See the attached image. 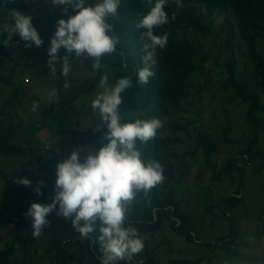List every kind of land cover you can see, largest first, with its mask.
Listing matches in <instances>:
<instances>
[{"label":"rangeland","instance_id":"374dc122","mask_svg":"<svg viewBox=\"0 0 264 264\" xmlns=\"http://www.w3.org/2000/svg\"><path fill=\"white\" fill-rule=\"evenodd\" d=\"M34 1L38 3L28 14L32 15L34 26L45 43L40 48L35 45L25 48L19 35L14 36L12 43L4 47L9 58L3 57L2 67L6 69L0 74V107L16 89H19L16 115L14 118H0V140L9 134L12 128L15 143L23 145L25 149L23 154L14 157L0 153V206L4 204L6 210L29 205L39 180L44 182L43 187L51 200L40 204L52 202L57 178L56 165L67 159L73 150L81 151L82 160L89 154V150H93L89 132L94 120L100 121V117L98 113L93 112L91 104L102 91L98 86L101 78L107 75L109 85H114L115 76L119 71L113 65L117 60V53L105 55L102 59L103 68L98 72L93 71L92 60L76 58L73 55L70 57L69 76L65 78L61 75L60 64L56 65L57 71L53 75L48 67L51 37L56 31L57 21L68 19V16L75 13L69 10L66 15L63 8L57 9L51 0ZM90 2L95 3L96 0ZM200 9L202 23L209 31H194L184 37L200 49L203 57H198L196 63L199 69L189 79V97L183 103L185 111L163 121L161 136L176 138L178 143L172 146L171 152L182 156L194 149L196 138L203 129L208 131L217 144V152L212 156L217 172L214 175L202 152L195 157L186 156L175 162V198L180 202V210L189 218L193 241H187L184 236L174 231V220L166 221L160 231L149 235L147 244L144 243L148 255L140 258L139 263L199 261V264H264V168L261 169L264 166L263 156L260 155L250 164L244 165L245 186L239 194V206L230 207L227 213L216 209L215 219L207 211L209 207L239 192L238 174L233 178H214L225 168L230 157L242 154L252 146L254 128L247 121L248 106L240 99H234V89H224V83L227 81L224 64L232 53L221 48V22L212 21L206 10L203 7ZM11 22V13L0 10V43L6 36V33H3L4 27ZM42 29H47L49 33L42 32ZM258 51L264 59V32L258 41ZM233 54L237 61V80L248 82L250 92L257 93L259 77L256 76L253 62L248 58L247 44L239 33ZM64 55L66 54L60 51L61 59ZM0 57L2 58L1 55ZM40 69L47 71L41 73ZM66 82L67 88L64 87ZM54 88L57 95L50 97L49 93ZM33 102H39L36 111H32ZM120 114L122 123L134 122L140 117L139 112L120 111ZM257 115L263 121V126L259 141L253 148L264 151V112ZM173 122L186 126L187 130L181 133L173 132L169 127ZM102 137L99 139L101 146L107 143ZM33 147L40 149L46 156L45 165L41 170L35 156L31 154ZM20 178L31 180L32 186L25 187L16 183ZM162 185L154 188L149 197L161 193L163 195L160 197H167L168 190L163 192ZM133 208L134 205L128 209L129 216ZM168 216L170 218L169 214ZM227 216L236 220L239 230L233 245L222 248L215 246V243L232 232ZM12 217L16 220L17 214H12ZM29 219L31 221V218ZM47 219L50 223L41 237L35 239L32 236V221L24 233L30 245L28 264H77L80 256L75 262L66 256L77 253L76 242L79 238L67 231L71 221L57 216L56 212L50 214ZM10 229L12 227L7 226L2 230L5 239L11 240L8 236ZM68 238L71 240H66ZM64 240L69 245L63 247L66 253L56 254L55 248Z\"/></svg>","mask_w":264,"mask_h":264},{"label":"trees","instance_id":"16d2710c","mask_svg":"<svg viewBox=\"0 0 264 264\" xmlns=\"http://www.w3.org/2000/svg\"><path fill=\"white\" fill-rule=\"evenodd\" d=\"M37 3L34 0H16V3H12L10 0L9 2L0 0V10L10 13L11 10H15L28 14ZM155 3L156 0H121L117 16L108 19L120 40V44L116 48L117 60L113 64L119 69L114 79V85L122 77H130L133 82V86L121 94L123 103L120 106V111L139 112L140 117L138 119L158 118L162 122L183 113L185 111L183 103L189 97V79L199 69L196 63L198 57H203L200 49L196 48L184 35L194 31H209L200 18V7L206 10L212 21L221 22V48L228 53H232V56L224 64L227 75L224 89H234L236 92L234 99H240L248 106L246 117L248 123L254 128V139L252 146L247 151L230 157L225 168L216 177L214 176L215 180H221L224 176L233 178L235 174H238L240 178V189L236 195L225 198L217 205L208 208V213L215 219L216 209L227 213L226 211L230 207L239 206L241 200L239 194L245 186L244 165L250 164L260 155L264 157V151L253 148L259 141L263 126V121L258 118L257 114L264 112V59L258 51V41L262 32H264V0H182L183 7L179 8L174 0H168L165 11L168 14L170 23L155 29L156 35H163L165 32L168 34V44L165 49L157 50L156 63L152 68L155 75L145 86L137 83V72L139 68L143 67L142 56L144 53L140 41V33L143 30H137L135 25L143 15L150 11ZM173 14L176 17L174 21L171 20ZM42 32L49 33L47 29H42ZM237 33L247 44L248 58L256 68V76L259 77L257 93L250 92L248 82L237 80V61L233 54L236 47ZM61 51L67 54L65 50L62 49ZM0 55L2 56V58L0 57L1 74L6 69V67H2L4 66L3 57L9 58L4 46H0ZM46 71L47 69H40L41 73ZM18 94L19 89H16L15 93L3 102L0 107V118H14ZM99 123V120H94L89 132L93 150H99L102 147L99 139L107 131L105 128L97 132L95 129ZM169 127L170 130L176 133L187 130L186 126L179 125L177 122L171 123ZM226 131L228 132V130ZM13 135L12 128H10L9 134L0 140V153L4 156L14 157L24 153V146L16 144ZM169 137H162L161 129H159L154 140L146 144L137 143V148L144 158L155 159L163 166L165 183L162 185V189L163 192L168 190V196L165 198L160 197L162 193L154 194L152 198L149 196L145 198L141 193L137 198V202L134 203L133 212L129 216L130 224L138 229L144 237L145 244H147L150 234L160 231L166 221L172 220L175 221L173 223L174 231L178 235L184 236L187 241H193L189 218L180 210V202L175 198L174 190L175 183H177L175 162L178 159H184L186 156L195 157L199 152H202L208 167L214 171V175L217 172V168L212 161V156L217 152V144L208 131L203 129L196 138L194 149L182 156L171 152L173 150L172 146L178 143V140ZM223 139L225 138L223 137ZM31 154L35 156L41 170L46 162L45 154L40 149H35V147H33ZM41 191L43 195L35 193L32 202L25 207L6 210L4 204L0 206V264H28L30 245L24 233L30 226L31 221L25 214L32 203H48L51 201L44 187L41 188ZM139 203L144 205L141 206ZM12 214H17L16 220L13 219ZM227 218L231 223L232 232L223 240L215 243V246L226 248L233 245V242L237 239L239 230L237 222L234 218L228 216ZM7 226L12 227L8 235L11 240L5 239L1 233ZM67 231L79 238V234L72 227V223L68 226ZM66 240L57 245L55 248L56 254L66 253L63 251V247L69 246L68 243L66 244ZM76 246L78 254H66L72 262H75L80 256V259L76 261L77 264H100L101 254L98 244L90 239L81 240L79 238ZM51 251H53V248ZM144 251L131 264H141L139 263L140 258L148 255L147 246L144 247ZM199 263V261L170 262V264ZM120 264H127V262H120Z\"/></svg>","mask_w":264,"mask_h":264},{"label":"clouds","instance_id":"9594fccd","mask_svg":"<svg viewBox=\"0 0 264 264\" xmlns=\"http://www.w3.org/2000/svg\"><path fill=\"white\" fill-rule=\"evenodd\" d=\"M10 2L16 3V0ZM51 3L57 9L63 8L66 15L69 10L75 14L56 23L48 48L50 72L55 75L56 65L60 64L61 75L67 78L73 55L92 60L93 71H100L103 57L115 54L120 44L108 19L117 16L121 0H96L95 3L90 0H51ZM174 3L178 8L183 7L182 0H174ZM167 4L168 0H156L150 11L135 25L137 30H143L140 33L143 67L137 72V83L140 85H148L155 75L152 68L156 63L157 50L165 49L168 44L166 32L155 34V29L170 23L165 11ZM11 18L12 22L3 29L6 36L0 45L8 47L16 35L24 42L25 48L44 45L33 25L32 15L11 10ZM175 18L173 14L171 20ZM62 49L67 54L61 59L59 53ZM98 86L102 91L92 101L91 108L100 117L95 130L107 129L102 137L107 143L99 150H89L83 160L81 151L76 149L58 163L52 202L32 203L25 215L31 218L35 239L44 235V229L50 223L47 217L56 212L57 216L71 221L81 240L90 239L98 244L100 264H131L143 252L145 244L144 237L130 224L128 209L137 202L141 193L148 198L151 191L165 180L161 163L144 158L137 143L146 144L154 140L163 122L152 118L122 123L121 94L133 86L130 77H122L115 85H109L108 77L104 75ZM64 87H68L67 82ZM56 95L54 88L49 96ZM38 107L39 102H33L32 111ZM16 183L32 186V181L27 178H20ZM43 186L44 182L39 181L34 189L36 194L43 195Z\"/></svg>","mask_w":264,"mask_h":264},{"label":"crops","instance_id":"0c3cea01","mask_svg":"<svg viewBox=\"0 0 264 264\" xmlns=\"http://www.w3.org/2000/svg\"><path fill=\"white\" fill-rule=\"evenodd\" d=\"M172 261V260H171ZM203 263V262H202ZM154 264H157V263H154Z\"/></svg>","mask_w":264,"mask_h":264}]
</instances>
